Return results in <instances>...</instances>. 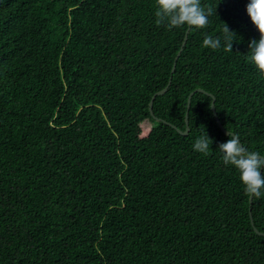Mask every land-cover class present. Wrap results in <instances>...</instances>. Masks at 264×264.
<instances>
[{"label": "trees", "instance_id": "obj_1", "mask_svg": "<svg viewBox=\"0 0 264 264\" xmlns=\"http://www.w3.org/2000/svg\"><path fill=\"white\" fill-rule=\"evenodd\" d=\"M249 0L206 28L157 26L154 0H0V264H264L227 130L264 156ZM236 33L232 51L202 47ZM223 45V41H222ZM157 118H160L157 119ZM209 154L193 150L204 133ZM264 174V167L262 170ZM251 213L264 232V197Z\"/></svg>", "mask_w": 264, "mask_h": 264}, {"label": "clouds", "instance_id": "obj_2", "mask_svg": "<svg viewBox=\"0 0 264 264\" xmlns=\"http://www.w3.org/2000/svg\"><path fill=\"white\" fill-rule=\"evenodd\" d=\"M154 9L156 25L166 26L169 30L184 25L203 29L209 24V16L216 15V6L203 5L202 0H154ZM246 12L259 32V39L253 38L248 44L247 59L264 76V0H249ZM235 36L236 33L223 23L222 35L205 34L202 47L212 50L223 47L224 51L231 52ZM211 142L204 131L194 140L193 150L207 155ZM217 149L222 154L223 164L234 166L237 170L245 195L249 199L264 197V174L260 171L264 167V156L242 144L239 135L235 133H230L225 142L218 143Z\"/></svg>", "mask_w": 264, "mask_h": 264}, {"label": "water", "instance_id": "obj_3", "mask_svg": "<svg viewBox=\"0 0 264 264\" xmlns=\"http://www.w3.org/2000/svg\"><path fill=\"white\" fill-rule=\"evenodd\" d=\"M189 29H190V28H189V26H188V28L186 29V32H185V36H184L183 42H182V44H181L179 50L177 51V53H176V55H175V57H174L173 65H172V67H171V74H170V77H169V80H168L167 84H166L162 89L155 91V92L152 94L151 98H150V101H149V111H150V113H151L152 115H154V113H153V102H154V99L156 98V96L164 94V93L167 91V89H168V87H169V85H170V83H171L172 74H173V72H174V70H175L177 60H178V58H179V56H180V54H181V52H182V50H183V48H184V46H185V44H186V40H187V38H188V32H189ZM196 91L204 92V93H206V94H208V95H210V96L212 97V101H211V109H212V111H213V114H214V116H215V118H216V120H217V122H218L220 128L224 131V133H225L226 135H230V133H234V132H231V131L227 130L226 128H224V126H223L222 123L220 122V119H219L218 116H217V112H216V108H215V99H216L215 96H214L212 93H210V92H208V91H206L205 89L200 88V87H199V88H196V89H194V90H192V91L189 93V95H188V98H187V110H186V114H185V121H186V128H185V130H182V129H180V128H177L174 124H171V123H169V122H167V123L170 124V125H172V127L176 128L180 134H182V135H186V134H188L189 129H190V128H189V123H188V110H189V108H190L191 97H192V95H193ZM157 119L160 120V118H157ZM261 156H262V155H261ZM262 170H263V167L260 169L261 173H262ZM252 200H253V199H249V215H250V221H251V224H252V226H253V229H254L258 234H260V235H264V232L258 230V229L256 228V226L254 225V221H253V217H252V213H251V204H252Z\"/></svg>", "mask_w": 264, "mask_h": 264}]
</instances>
